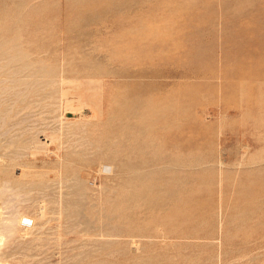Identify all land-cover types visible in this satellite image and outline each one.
Here are the masks:
<instances>
[{"label":"rangeland","instance_id":"obj_1","mask_svg":"<svg viewBox=\"0 0 264 264\" xmlns=\"http://www.w3.org/2000/svg\"><path fill=\"white\" fill-rule=\"evenodd\" d=\"M0 29L1 264H264V0H0Z\"/></svg>","mask_w":264,"mask_h":264},{"label":"bare ground","instance_id":"obj_2","mask_svg":"<svg viewBox=\"0 0 264 264\" xmlns=\"http://www.w3.org/2000/svg\"><path fill=\"white\" fill-rule=\"evenodd\" d=\"M27 4H28V3H18V5H19V7H20V11L18 12V11H15V10H14V12L16 13V18L14 17V19H12V20H13V23H14L15 25H16V22H17V23H21V22H22V24H21L20 27L18 28L20 31L23 29V25H24V23H23V19H25L26 16H27V12H26ZM19 7H18V8H19ZM21 28H22V29H21ZM0 31H1V29H0ZM8 31H9V30H8ZM14 32H16V31H14ZM0 33H1V32H0ZM3 33H6V32H3ZM3 33H2V34H3ZM13 38H15V35L13 36ZM13 38H12V39L10 38L11 40H10V39H9V40L6 39V40H4L3 43L0 42V43L2 44V46H3V44H4V46H6V47H4V48H5V51L7 50L6 48H11L10 46L12 45V43L14 44L15 39H13ZM0 48H1V47H0ZM15 48H16V47H15ZM14 50L18 51L17 48L14 49ZM14 50H12V51H14ZM0 51H3V50L1 49ZM7 51H8V50H7ZM16 51H15L14 53H16ZM23 51H24V50L18 51L20 54L17 52V55L12 56V57H14V58H16V57H17V58H18V57H21V59H22V58H25L27 53H26V51H24V52H23ZM6 53H7V52H6ZM8 53L10 54L9 51H8ZM9 54H8V55H9ZM0 55H1V54H0ZM2 55H3V52H2ZM4 55H5V54H4ZM8 55H7V56H8ZM13 55H14V54H13ZM9 56H10V55H9ZM12 57L10 56L11 59H12ZM1 58H2L1 60H3V59L5 60V59H6V57L4 58V56L1 57ZM7 58H8V57H7ZM14 58H13V59H14ZM28 58H29V57H28ZM8 59H9V58H8ZM19 59H20V58H19ZM1 60H0V62H1ZM6 60H7V59H6ZM6 60H5V61H6ZM22 60H23V59H22ZM12 61H13V60H12ZM15 61H18V59H17V60L15 59ZM20 61H21V60H20ZM27 61H28V60H27ZM6 62H7L8 64H11L9 60H7ZM13 62H14V61H13ZM13 62H12V63H13ZM18 62H19V61H18ZM15 63H16V62H15ZM21 63H22V62H21ZM24 63H27V62H23V63H22V64L24 65L23 67H25V65H26V64H24ZM22 64H21V66H22ZM27 64H28V63H27ZM1 65H2V64H1ZM28 65H29V64H28ZM17 66H18V65H17ZM5 67H6V66H5ZM23 67H22V68H23ZM27 68H28V67H27ZM1 69H2V67H1ZM23 72H24V71H23ZM0 74H1V73H0ZM13 74H15V73H13ZM2 75H3V74H2ZM4 79H5V78H4ZM2 80H3V79H1V81H2ZM1 81H0V82H1ZM14 81H15V80H14ZM5 82H6V81H5ZM16 82H18V81H16ZM5 223H8V222L0 221V241L3 239L2 234L4 233L3 231H4L5 228H4L3 226H4ZM0 264H1V263H0Z\"/></svg>","mask_w":264,"mask_h":264}]
</instances>
